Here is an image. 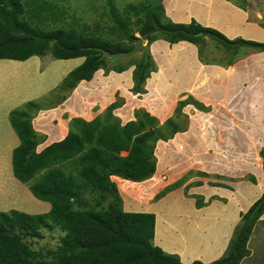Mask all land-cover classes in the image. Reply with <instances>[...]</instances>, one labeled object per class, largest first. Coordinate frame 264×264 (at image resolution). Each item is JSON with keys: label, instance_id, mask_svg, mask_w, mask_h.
<instances>
[{"label": "crops", "instance_id": "1", "mask_svg": "<svg viewBox=\"0 0 264 264\" xmlns=\"http://www.w3.org/2000/svg\"><path fill=\"white\" fill-rule=\"evenodd\" d=\"M162 6L171 22L189 24L194 20L230 40L242 38L241 30L249 27L264 36L263 28L250 21L247 12L227 0H162ZM204 49L200 55L198 47L188 42L170 45L156 40L148 47L156 69L145 81L143 94L132 92L134 67L122 73L100 69L90 81H80L64 99L50 106L45 105L46 100L84 58L42 61L45 57L33 56L16 61L20 64L15 67L19 88L0 85V168L5 166L12 174V151L20 141L9 113L27 102L41 101V109L31 114L32 128L39 137L35 152L39 153L64 139L71 121L89 123L111 106V115L121 125L135 121L139 109L162 125L179 101L189 100L183 107L187 128L156 143L154 175L142 182L115 176L110 180L123 211L155 216L153 244L163 252L177 256L182 264H210L220 259L241 215L264 195L259 154L264 147V52L238 54L229 65L224 58L208 61ZM222 143H228L230 153L217 152ZM239 143H247L246 153H238ZM9 178L21 195L13 198V208L30 215L49 212V203L35 199L20 185L23 183ZM165 189L169 190L156 198ZM25 198L34 202L32 209L25 207L29 206ZM262 238L264 213L248 240L250 255L240 264H264V248L259 247Z\"/></svg>", "mask_w": 264, "mask_h": 264}, {"label": "trees", "instance_id": "2", "mask_svg": "<svg viewBox=\"0 0 264 264\" xmlns=\"http://www.w3.org/2000/svg\"><path fill=\"white\" fill-rule=\"evenodd\" d=\"M36 1L25 6L23 0H0V60L23 62L48 54L54 60L84 58L57 86L56 92H63L60 100L80 81H90L100 69L122 73L134 67L132 92L143 94L145 81L156 69L148 51L156 40L170 45L188 42L198 47L200 55L206 39L214 40L224 48L222 58L229 65L241 47L264 52V43L242 38L230 40L194 20L189 24L171 22L164 15L162 0L127 4L121 11L113 0H106L102 16L105 22H111L106 28L98 23L78 28L48 25L50 20H60L62 13L56 12L50 3ZM227 1L242 10L246 3ZM138 38L142 44L146 41L141 54L99 59L100 50L130 51ZM111 62L114 63L110 65ZM188 101L177 103L176 118ZM40 105L41 101H30L9 113L10 125L20 141L12 151L11 165L14 178L27 185L35 199L49 203L50 210L35 215L15 210L0 212V264H182L177 256L166 254L153 244V214L123 211L110 177L131 182L151 178L155 172L156 143L183 132L188 118L183 127L173 117L160 125L156 118L139 109L134 113L135 121L121 125L111 115V106L89 123L71 121L64 139L36 153L39 137L32 128L31 114L39 111ZM259 154L264 172V147ZM86 192L97 198H87ZM263 213L264 195L241 215L225 254L210 264H240L247 258L248 240ZM42 230L63 233L55 249L34 250L25 242L26 238L40 239Z\"/></svg>", "mask_w": 264, "mask_h": 264}, {"label": "rangeland", "instance_id": "3", "mask_svg": "<svg viewBox=\"0 0 264 264\" xmlns=\"http://www.w3.org/2000/svg\"><path fill=\"white\" fill-rule=\"evenodd\" d=\"M42 1L52 4L53 7H55L56 12L62 13L60 20L53 22L50 20L48 25L55 27L64 26V27H75V28H78L83 24L93 26L94 24L98 23L103 28H106L107 26L111 25V22L109 21L105 22L102 16V13L105 10V6H106V0H37L36 2L40 4ZM143 1L145 0H113V3L116 6V8L119 11H121L127 4L139 5ZM245 1L246 3L244 4L243 10L248 13L250 21H255L262 27L264 25V0H245ZM29 2H31V0H23V4L25 6ZM262 30L264 31V29ZM256 31L257 30L255 28H250V27L244 28L243 30H241L240 36L245 40L264 43V36ZM135 35L139 37L138 34ZM145 45H146V41L143 42L142 46ZM203 49L204 48H202V50ZM223 51L224 48L216 41L211 39H206V45L203 52L204 53L203 56L205 57V59H207L208 61L221 62ZM253 52L258 53L259 51H254L249 47H241L238 50V54L241 55L244 54L252 55L254 54ZM44 57L45 58L42 59V61H47L48 59L52 58L50 54ZM112 63L114 62H111L110 65H112ZM17 65L20 64L16 61H8V60L0 61V85L6 83L8 85V88L12 90H17L19 88L20 81L18 79V76L15 77V73L17 72V69L15 67ZM57 66L59 67V64ZM254 68L255 70H257L256 66H254ZM61 82L62 81H60L59 84ZM62 94L63 92L57 91L55 94H53L54 95L53 98H48L46 100L47 103L45 105L50 106L56 104V102H58L60 98H62ZM143 110L144 109H142V111ZM172 117L177 121L178 125H181L182 127L184 126V120L188 118L187 114H184L183 109L181 110V114L179 117L176 118V115L174 116V112L172 114ZM227 144L228 143H222V147H220V149L217 150V152L230 153V147L227 148L226 147ZM246 144L247 143H239L238 153H246L244 150ZM250 152L251 151H249V153ZM160 153L162 152L160 151ZM9 175L11 176V179L15 180L12 174H10V171H8V169H6L5 166H1L0 212H9L11 210L21 211V209H16L12 207L15 204V202L12 201L13 198L17 196L20 197L21 195L19 194L18 186L10 180ZM20 185H22L26 190H28L27 185L24 184H20ZM25 192L26 191H24L23 193ZM84 195L89 199H95L96 197L95 194H92L90 192H86L84 193ZM25 201L29 205V206L25 205V207L27 209H32V205L34 202L32 203L31 200H28L27 198H25ZM35 214H42V213H35ZM41 233L42 234L40 239H27V238L25 239V242L29 244V246L34 250L55 249L59 245L61 236H63V233H61L59 230L52 232L48 230H42ZM261 241H262V246L259 247L264 248L263 247L264 239L262 238ZM253 261H256V259L254 258L252 260H249V263H252Z\"/></svg>", "mask_w": 264, "mask_h": 264}, {"label": "water", "instance_id": "4", "mask_svg": "<svg viewBox=\"0 0 264 264\" xmlns=\"http://www.w3.org/2000/svg\"><path fill=\"white\" fill-rule=\"evenodd\" d=\"M101 56L100 60L103 59H114V58H120V57H131L136 54H141L142 53V40L138 38L134 42V46L130 51L126 52H117V53H109L108 51L105 50H100Z\"/></svg>", "mask_w": 264, "mask_h": 264}]
</instances>
